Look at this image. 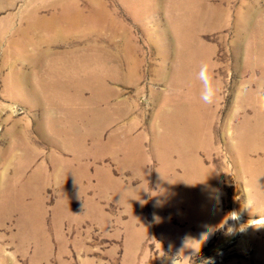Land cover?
<instances>
[{
  "label": "rangeland",
  "instance_id": "374dc122",
  "mask_svg": "<svg viewBox=\"0 0 264 264\" xmlns=\"http://www.w3.org/2000/svg\"><path fill=\"white\" fill-rule=\"evenodd\" d=\"M55 1L0 0V264H264V0Z\"/></svg>",
  "mask_w": 264,
  "mask_h": 264
},
{
  "label": "bare ground",
  "instance_id": "6f19581e",
  "mask_svg": "<svg viewBox=\"0 0 264 264\" xmlns=\"http://www.w3.org/2000/svg\"><path fill=\"white\" fill-rule=\"evenodd\" d=\"M176 0H173V2H175ZM168 2V1H167ZM166 2V3H167ZM178 2L180 3H176V4H172L174 7L178 6V5H182V6H186L189 4L188 0H178ZM90 3L94 5V3L97 4V6L95 8L99 9L95 14H93L92 17H90V22H87V25H85V29L86 31H81V29H79L80 26V20L83 18L84 14L83 11L80 10L79 8V3L77 0H56L55 4L53 6H57L60 8V10H62L63 12V21H64V25L65 28H67V31H70L71 34L73 33H80V32H86L89 31V28L92 29H102L105 27H109L112 31L113 34L116 35L117 29L119 26L116 25V27L114 26V22H112V20L109 17V13L106 9V5L104 3L103 0H90ZM92 5V6H93ZM38 10V8H35L31 11V14L33 16H35V20L37 23L36 25H34L32 28L38 32L41 31H51L54 21H56V16L53 14L50 16L49 19H42L41 16L38 14V12L36 11ZM93 25V26H92ZM88 29V30H87ZM97 47V45H95ZM96 47L91 48L92 52L97 53L98 49H96ZM207 125L210 124V121L207 120ZM204 134L202 136L203 140H204V145L206 146L208 144V128L206 129V127L204 128ZM164 154V167L168 168V164L170 162V157H169V153L167 151H165ZM192 157H190L192 160V165L195 164L194 162V155H191ZM196 160V159H195ZM211 181L213 182V180L211 179Z\"/></svg>",
  "mask_w": 264,
  "mask_h": 264
},
{
  "label": "clouds",
  "instance_id": "9594fccd",
  "mask_svg": "<svg viewBox=\"0 0 264 264\" xmlns=\"http://www.w3.org/2000/svg\"><path fill=\"white\" fill-rule=\"evenodd\" d=\"M202 83V90L200 93V99L206 105H213L219 94V86L215 83L212 75V70L207 62H202L197 77ZM247 93V85L242 86L241 94ZM258 107L261 111H264V88L257 90ZM12 262L15 264V256L11 252H5Z\"/></svg>",
  "mask_w": 264,
  "mask_h": 264
}]
</instances>
